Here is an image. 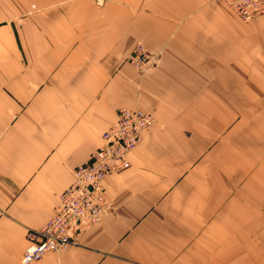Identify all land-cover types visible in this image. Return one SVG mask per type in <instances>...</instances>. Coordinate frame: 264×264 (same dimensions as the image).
<instances>
[{
    "label": "crops",
    "instance_id": "obj_1",
    "mask_svg": "<svg viewBox=\"0 0 264 264\" xmlns=\"http://www.w3.org/2000/svg\"><path fill=\"white\" fill-rule=\"evenodd\" d=\"M244 101L246 140L227 132ZM121 108L152 124L102 181L111 209L26 264H264V14L220 0H0V264H21Z\"/></svg>",
    "mask_w": 264,
    "mask_h": 264
},
{
    "label": "built area",
    "instance_id": "obj_2",
    "mask_svg": "<svg viewBox=\"0 0 264 264\" xmlns=\"http://www.w3.org/2000/svg\"><path fill=\"white\" fill-rule=\"evenodd\" d=\"M243 22L264 14V0H220ZM129 64L143 72L155 64L141 42L134 44ZM152 124L151 114L142 108H121L117 118L100 135V145L88 161L72 171L71 182L58 194L52 215L37 230L26 233L27 245L21 264L77 245L81 233L95 224L100 215L111 209L104 192V177L128 166V153L141 141Z\"/></svg>",
    "mask_w": 264,
    "mask_h": 264
},
{
    "label": "rangeland",
    "instance_id": "obj_3",
    "mask_svg": "<svg viewBox=\"0 0 264 264\" xmlns=\"http://www.w3.org/2000/svg\"><path fill=\"white\" fill-rule=\"evenodd\" d=\"M250 98V97H249ZM248 97L244 96V100H247ZM243 110L238 112H228L229 119L232 118L230 121V125L228 127V135L232 136H242L244 140L250 139L253 136V128L251 127V122L253 118V111L251 107V103H246L244 101ZM260 133L264 135V129L260 128ZM259 133V134H260ZM248 143H251L249 140Z\"/></svg>",
    "mask_w": 264,
    "mask_h": 264
}]
</instances>
